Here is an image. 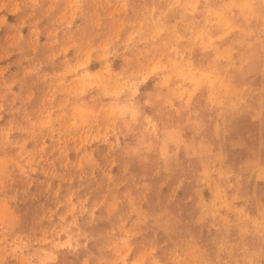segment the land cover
Segmentation results:
<instances>
[{
  "label": "rangeland",
  "instance_id": "374dc122",
  "mask_svg": "<svg viewBox=\"0 0 264 264\" xmlns=\"http://www.w3.org/2000/svg\"><path fill=\"white\" fill-rule=\"evenodd\" d=\"M0 264H264V0H0Z\"/></svg>",
  "mask_w": 264,
  "mask_h": 264
}]
</instances>
